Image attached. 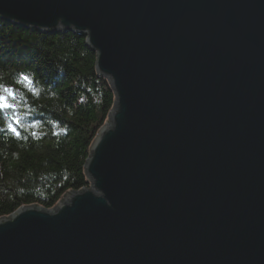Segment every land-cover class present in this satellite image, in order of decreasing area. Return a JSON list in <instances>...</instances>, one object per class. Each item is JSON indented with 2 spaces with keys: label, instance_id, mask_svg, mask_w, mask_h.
Masks as SVG:
<instances>
[{
  "label": "water",
  "instance_id": "95a60500",
  "mask_svg": "<svg viewBox=\"0 0 264 264\" xmlns=\"http://www.w3.org/2000/svg\"><path fill=\"white\" fill-rule=\"evenodd\" d=\"M86 36L114 103L89 186L0 217V264H264V0H0Z\"/></svg>",
  "mask_w": 264,
  "mask_h": 264
},
{
  "label": "trees",
  "instance_id": "16d2710c",
  "mask_svg": "<svg viewBox=\"0 0 264 264\" xmlns=\"http://www.w3.org/2000/svg\"><path fill=\"white\" fill-rule=\"evenodd\" d=\"M95 62L86 36L0 19V85L16 91L18 104L0 111V217L23 205L50 209L89 186L84 163L115 99ZM22 73L35 93L19 82ZM14 120L19 135L9 130Z\"/></svg>",
  "mask_w": 264,
  "mask_h": 264
},
{
  "label": "snow or ice",
  "instance_id": "6c2138e0",
  "mask_svg": "<svg viewBox=\"0 0 264 264\" xmlns=\"http://www.w3.org/2000/svg\"><path fill=\"white\" fill-rule=\"evenodd\" d=\"M20 83H22L25 87L29 88L30 91L36 92L35 87H33V81L31 77L27 74L20 75ZM17 100V93L14 89L5 87L0 85V111L5 109H14L18 107L17 103H13L12 101ZM16 124H18V120H14L12 123L9 124V130L12 131L14 134L19 135V132L16 129Z\"/></svg>",
  "mask_w": 264,
  "mask_h": 264
},
{
  "label": "clouds",
  "instance_id": "9594fccd",
  "mask_svg": "<svg viewBox=\"0 0 264 264\" xmlns=\"http://www.w3.org/2000/svg\"><path fill=\"white\" fill-rule=\"evenodd\" d=\"M5 87H8V86H5Z\"/></svg>",
  "mask_w": 264,
  "mask_h": 264
}]
</instances>
